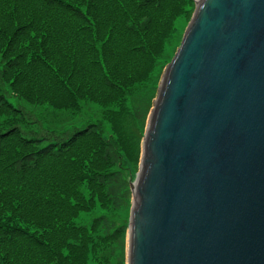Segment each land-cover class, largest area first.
I'll return each mask as SVG.
<instances>
[{
    "label": "trees",
    "instance_id": "trees-1",
    "mask_svg": "<svg viewBox=\"0 0 264 264\" xmlns=\"http://www.w3.org/2000/svg\"><path fill=\"white\" fill-rule=\"evenodd\" d=\"M197 1L0 0V264H127L120 216Z\"/></svg>",
    "mask_w": 264,
    "mask_h": 264
},
{
    "label": "water",
    "instance_id": "water-1",
    "mask_svg": "<svg viewBox=\"0 0 264 264\" xmlns=\"http://www.w3.org/2000/svg\"><path fill=\"white\" fill-rule=\"evenodd\" d=\"M127 264H264V0H198L149 115Z\"/></svg>",
    "mask_w": 264,
    "mask_h": 264
},
{
    "label": "rangeland",
    "instance_id": "rangeland-1",
    "mask_svg": "<svg viewBox=\"0 0 264 264\" xmlns=\"http://www.w3.org/2000/svg\"><path fill=\"white\" fill-rule=\"evenodd\" d=\"M186 29H187V23L183 20V19H180L179 21H178V23H177V33H176V36H175V38L172 40V42L167 46V49H166V54L168 55V56H175V54H176V52H175V50L177 49L178 50V48L180 47H178L177 48V46H178V44H179V42H180V40H181V42H182V40H183V37H184V34H185V32H186ZM180 45H181V43H180ZM164 74V73H163ZM162 77H163V75H162ZM161 81H162V78H161ZM161 81H160V83H159V86H158V90H159V87H160V84H161ZM158 90H157V93H156V97H157V95H158ZM142 91V92H141ZM139 93L140 94H144V93H148L147 91H143V90H141ZM141 95V96H142ZM155 100H156V98H155ZM154 100V101H155ZM11 101H12V103L13 104H15L16 105V102L14 101V100H12L11 99ZM153 109V108H152ZM152 109H151V111H152ZM151 113V112H150ZM149 118V117H148ZM142 146H143V144H142ZM142 151H143V148H142ZM141 161H142V156H141ZM140 165H141V162H140ZM139 170H140V166H139ZM138 173H139V171H138ZM137 173V174H138ZM137 178V177H136ZM135 182V181H134ZM133 183V182H132ZM132 204H133V201H132ZM100 214H102V212H100V211H98V212H96L93 216H92V218L94 217V216H97V215H100ZM131 215H132V209H131V212H130V217H127V216H125V214H121V216H120V220H121V222H124V223H128V221H129V219H130V221H131ZM87 219H89V217H87ZM91 220V219H90ZM128 232H129V230H128ZM127 241H128V235H127Z\"/></svg>",
    "mask_w": 264,
    "mask_h": 264
}]
</instances>
